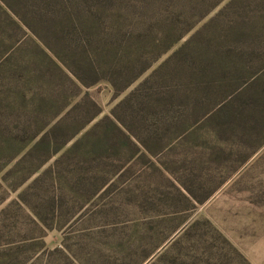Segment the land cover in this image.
Here are the masks:
<instances>
[{
  "label": "rangeland",
  "instance_id": "1",
  "mask_svg": "<svg viewBox=\"0 0 264 264\" xmlns=\"http://www.w3.org/2000/svg\"><path fill=\"white\" fill-rule=\"evenodd\" d=\"M29 1L0 0V264H251L264 255V0H161L153 10L114 0L129 38L103 56L112 67L129 59L133 71L89 86L46 48L44 16L40 36L23 23ZM206 24L192 57L204 75L165 72L146 105H119L167 46ZM70 110L64 144L53 152L45 141L18 162L31 136Z\"/></svg>",
  "mask_w": 264,
  "mask_h": 264
},
{
  "label": "trees",
  "instance_id": "2",
  "mask_svg": "<svg viewBox=\"0 0 264 264\" xmlns=\"http://www.w3.org/2000/svg\"><path fill=\"white\" fill-rule=\"evenodd\" d=\"M12 1L16 2L17 0ZM160 1L161 0H144V8L146 10L159 8L162 5L158 4ZM33 2L36 3V0H33ZM35 3L34 5H30L34 7L30 12V23L25 17H23V23L32 29L34 33L39 35V31L35 30L43 29L40 17H45L48 22L45 33L48 35L49 39L48 41L43 40L46 48L66 64L67 69L72 74L66 69L67 72L74 76L75 80L82 86L93 85L100 81V77L105 79L102 75H107V73L110 77L114 78V80H109L115 83L118 79H125L133 71L132 62H129V59L126 62L119 63L122 65L121 67H112L110 65L112 62L105 60L103 56L105 50L114 49L115 45L122 39L129 38L126 37V34L123 36L124 32L119 26V19L122 16L125 18V15H123L125 12L110 11V9H113L112 5H114V0H42L37 2V5ZM40 3H43L44 5L41 7ZM16 4L22 5L21 2H16ZM106 6H109V9H105ZM117 8L128 9L127 6L122 5ZM12 13L14 12L12 11ZM219 14L212 17V22L215 18H219ZM87 18L91 20L93 25L90 22L88 24L85 22V19ZM106 19L114 21L113 23L108 24ZM12 24L18 26L19 23L12 19ZM202 32L204 35L209 32L207 24L199 30L194 31L190 36L184 39L181 44L178 45L177 43L180 40L179 39L175 42L177 44L167 46L163 51V54H168L166 58L153 68L137 85H135L134 88L119 102V105L130 106L137 103L142 106L146 105L145 103H147L150 95L156 93V91L153 92V87L165 72H169L178 78H180V76L204 75L205 65L203 63H198L197 60L192 58L193 56L200 58L202 55L203 48L201 45L196 43L197 46H194L195 40L197 42L202 36ZM50 43L54 45L56 50L55 48L53 49ZM192 50L196 51L192 52ZM64 56L68 59V62H66ZM97 59H102L109 64L102 66ZM149 67L150 64H147L137 76L133 77L131 80H129L130 78L127 79V83H125L123 87H126L128 84L131 85L136 81L135 79ZM85 78H89V82L85 81ZM177 87H179V84H177ZM51 96L52 95L50 94V97ZM186 99H188V97ZM166 105L167 104H163L162 107L167 108ZM78 106L79 105L76 103L74 107H71L75 110ZM171 106L175 107L173 110L174 115L172 117L178 116V110L180 109L181 104L178 103ZM80 108L81 106L79 109ZM71 110L59 116L51 126L43 128L41 133H37V135H35V133L33 135L34 137L31 136V138H37V141L27 151L20 152L22 155L18 162L25 160L34 149L39 147L45 141L46 144L48 143V146L51 144L52 147H54L53 152H56L58 147L62 146L66 139L58 142L59 139L57 140V136H63L64 127L68 124L67 121L70 119L69 116L72 112ZM167 113H169L168 108L165 110L163 109L159 113L157 120H164ZM91 120L92 118L86 120L81 127L77 128L72 134L67 136V141L73 139L76 131L84 128V126ZM101 121L102 119H99L95 124H98ZM93 128L95 127L91 126L89 129L91 130ZM57 130L58 132L56 134L55 132ZM90 130L85 132V135H89ZM77 142L78 140L76 139L68 151L72 150ZM57 161L58 160H56V162ZM38 180L39 176L31 181L30 185L27 186V189L37 183ZM187 189L188 188H186V190ZM188 194L190 193L188 192ZM195 201L202 202L201 200Z\"/></svg>",
  "mask_w": 264,
  "mask_h": 264
},
{
  "label": "crops",
  "instance_id": "3",
  "mask_svg": "<svg viewBox=\"0 0 264 264\" xmlns=\"http://www.w3.org/2000/svg\"><path fill=\"white\" fill-rule=\"evenodd\" d=\"M263 258V261L260 263L259 260H261ZM249 260L251 262V264H264V255L262 254L261 256L258 257V259L256 260L255 258H251L249 256Z\"/></svg>",
  "mask_w": 264,
  "mask_h": 264
}]
</instances>
